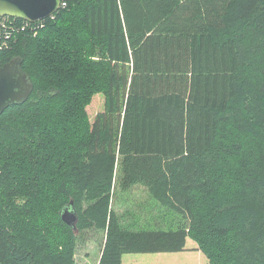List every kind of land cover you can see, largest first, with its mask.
<instances>
[{
	"label": "trees",
	"instance_id": "trees-1",
	"mask_svg": "<svg viewBox=\"0 0 264 264\" xmlns=\"http://www.w3.org/2000/svg\"><path fill=\"white\" fill-rule=\"evenodd\" d=\"M64 2L2 33L0 67L19 57L32 90L0 112V264H75L90 229L97 264L186 238L209 264H264V0ZM116 184L187 225L122 227Z\"/></svg>",
	"mask_w": 264,
	"mask_h": 264
},
{
	"label": "rangeland",
	"instance_id": "rangeland-1",
	"mask_svg": "<svg viewBox=\"0 0 264 264\" xmlns=\"http://www.w3.org/2000/svg\"><path fill=\"white\" fill-rule=\"evenodd\" d=\"M103 108V95L95 94L87 112L90 119ZM118 177V173L116 175ZM112 208L116 211L122 227L127 229H177L188 221L180 213L163 207L154 199L147 187L135 184L126 190L115 186ZM103 230H84L73 253L75 264H97L104 243ZM122 264H209L197 243L186 238L184 249L176 252L124 253Z\"/></svg>",
	"mask_w": 264,
	"mask_h": 264
},
{
	"label": "water",
	"instance_id": "water-1",
	"mask_svg": "<svg viewBox=\"0 0 264 264\" xmlns=\"http://www.w3.org/2000/svg\"><path fill=\"white\" fill-rule=\"evenodd\" d=\"M61 0H0V17L20 18L37 22L52 16L60 8ZM1 44V28H0ZM32 90V82L21 68V59L15 57L0 67V112L9 106L26 100ZM62 219L76 228V213L64 209Z\"/></svg>",
	"mask_w": 264,
	"mask_h": 264
},
{
	"label": "built area",
	"instance_id": "built-area-1",
	"mask_svg": "<svg viewBox=\"0 0 264 264\" xmlns=\"http://www.w3.org/2000/svg\"><path fill=\"white\" fill-rule=\"evenodd\" d=\"M65 2L64 0H61V6H64ZM12 21L7 16L0 17V28H1V40H2V33L3 31L6 32V36L10 35L13 28H12ZM25 26H27V23L22 24L21 28L23 29Z\"/></svg>",
	"mask_w": 264,
	"mask_h": 264
},
{
	"label": "crops",
	"instance_id": "crops-1",
	"mask_svg": "<svg viewBox=\"0 0 264 264\" xmlns=\"http://www.w3.org/2000/svg\"><path fill=\"white\" fill-rule=\"evenodd\" d=\"M121 264H122V259H121Z\"/></svg>",
	"mask_w": 264,
	"mask_h": 264
}]
</instances>
